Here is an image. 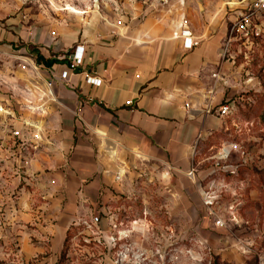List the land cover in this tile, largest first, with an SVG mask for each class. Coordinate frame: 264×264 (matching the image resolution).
Instances as JSON below:
<instances>
[{
  "label": "crops",
  "instance_id": "crops-1",
  "mask_svg": "<svg viewBox=\"0 0 264 264\" xmlns=\"http://www.w3.org/2000/svg\"><path fill=\"white\" fill-rule=\"evenodd\" d=\"M78 1L57 17L0 0V246L18 260L60 255L76 222L148 198L159 173L181 206L183 189L204 190L214 155L237 135L221 104L260 92L245 61L256 43L234 41L224 54L252 0ZM77 45L84 65L63 79ZM38 53L59 61L38 63ZM111 223L101 217L99 235Z\"/></svg>",
  "mask_w": 264,
  "mask_h": 264
},
{
  "label": "rangeland",
  "instance_id": "rangeland-1",
  "mask_svg": "<svg viewBox=\"0 0 264 264\" xmlns=\"http://www.w3.org/2000/svg\"><path fill=\"white\" fill-rule=\"evenodd\" d=\"M66 1L21 0V10L60 17L57 8ZM254 42L245 61L260 92L243 93L245 100L230 115L238 120L237 135L227 152L214 155L215 171L204 190L183 189L182 205L174 206L167 177L159 173L148 198L138 195L99 214L112 217L105 235L73 240L82 229L75 226L65 253L30 261L2 254L0 264H264V35ZM219 216L224 226L216 224Z\"/></svg>",
  "mask_w": 264,
  "mask_h": 264
},
{
  "label": "built area",
  "instance_id": "built-area-1",
  "mask_svg": "<svg viewBox=\"0 0 264 264\" xmlns=\"http://www.w3.org/2000/svg\"><path fill=\"white\" fill-rule=\"evenodd\" d=\"M94 2H99L100 0H93ZM264 15V0H252L250 6L248 7L247 11L244 12L239 19H237L236 23L231 29V35L227 41V44L224 48L225 56L230 55L231 48L230 45L234 41L245 40L253 43L255 39L260 38L264 35V22L261 20V17ZM24 18L26 16L24 15ZM117 24L121 25L122 20H117ZM53 35L56 34L55 31L52 32ZM181 37L183 38L184 48L190 49L193 47V32L187 26V21H185V27L181 31ZM84 58H85V46L84 45H77L75 47V51L71 54L70 62L65 70L62 71L61 78L67 79L69 77V73L73 71H77V69L84 65ZM23 68L28 67L27 64L22 65ZM32 67L36 69V65L32 64ZM86 81L90 84L95 86H100L102 84V79L98 76H93L90 74L86 75ZM49 86L52 85L50 81ZM244 95L234 97V98H227L221 104L219 108V113L221 116H229L231 114L236 113L240 106L242 105L243 101L245 100ZM249 101H254L253 97L248 98ZM128 104L131 103L127 101ZM0 111H6L4 107L0 106ZM14 135L18 136L20 133L17 130L13 131ZM36 138H39L38 134L34 135ZM234 147H237L235 144ZM229 151V150H228ZM222 152H227L226 146L222 149ZM221 152V153H222ZM119 177V176H118ZM100 216L95 215L91 219L82 218L78 222L74 224V226L82 227V229L76 233L73 237V240L80 238L81 236L85 238L86 235L90 234H99L100 228ZM216 224L219 226H224L225 221L224 219L219 216L216 218ZM0 253L5 255H12L19 259V256L15 252L14 249L6 247V245L0 246Z\"/></svg>",
  "mask_w": 264,
  "mask_h": 264
},
{
  "label": "trees",
  "instance_id": "trees-1",
  "mask_svg": "<svg viewBox=\"0 0 264 264\" xmlns=\"http://www.w3.org/2000/svg\"><path fill=\"white\" fill-rule=\"evenodd\" d=\"M37 61L38 63H44L48 66H51L53 63L55 62H58L59 60L58 59H46L44 58L40 53L37 54ZM75 229V226L73 225L70 229H69V232H68V235H67V238H66V241H65V247L63 249V253H65V251H67V249L69 248V240L71 239L72 235V230Z\"/></svg>",
  "mask_w": 264,
  "mask_h": 264
}]
</instances>
